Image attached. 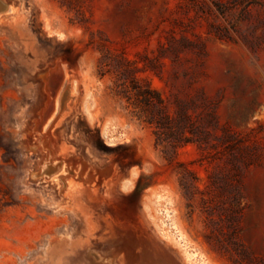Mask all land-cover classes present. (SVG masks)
Wrapping results in <instances>:
<instances>
[{"label": "rangeland", "instance_id": "obj_1", "mask_svg": "<svg viewBox=\"0 0 264 264\" xmlns=\"http://www.w3.org/2000/svg\"><path fill=\"white\" fill-rule=\"evenodd\" d=\"M0 2V222L55 221L15 264H264V0Z\"/></svg>", "mask_w": 264, "mask_h": 264}, {"label": "bare ground", "instance_id": "obj_2", "mask_svg": "<svg viewBox=\"0 0 264 264\" xmlns=\"http://www.w3.org/2000/svg\"><path fill=\"white\" fill-rule=\"evenodd\" d=\"M4 10L5 6L0 2V12ZM55 73L60 74V79H63L66 76V73L59 70V67H57ZM55 96L53 99H50L46 109L43 111L42 115L45 119L44 124H46L49 117L52 116L55 110ZM39 131L41 133L44 131L43 125L40 127ZM38 144L42 145V147H46V152L43 154L38 170V175L47 173L52 174V178H54V176H56L58 173L65 172L63 164L60 167L58 166L59 164H53L54 161L58 159L57 155L59 154V151L66 150V148H64V145L61 144L58 146L51 135L47 137L43 133L41 134V138L39 139ZM33 176L35 177L36 175ZM28 214L33 221L29 222V220H26L23 225H21V223L23 222L24 215L22 216L17 211L13 212L12 220L9 221L8 219V224H6L8 221L6 223H4L3 221L0 222V264H15L17 260L24 256L26 249L30 248L33 243H35L40 237H42V234L49 233L51 228L55 225V221L53 220H47L46 222L36 220L34 210H30ZM163 215L164 217H166L168 214L167 212H164ZM185 253L186 258L192 264H200L201 259L197 258L193 253H190L189 251H187V249H185ZM106 264H112V262L107 261Z\"/></svg>", "mask_w": 264, "mask_h": 264}, {"label": "water", "instance_id": "obj_3", "mask_svg": "<svg viewBox=\"0 0 264 264\" xmlns=\"http://www.w3.org/2000/svg\"><path fill=\"white\" fill-rule=\"evenodd\" d=\"M45 122V119H44V117H43V119H41V123H44Z\"/></svg>", "mask_w": 264, "mask_h": 264}]
</instances>
